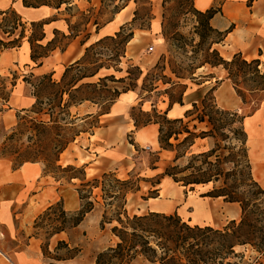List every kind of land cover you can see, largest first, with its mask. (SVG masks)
<instances>
[{"label":"trees","instance_id":"16d2710c","mask_svg":"<svg viewBox=\"0 0 264 264\" xmlns=\"http://www.w3.org/2000/svg\"><path fill=\"white\" fill-rule=\"evenodd\" d=\"M21 1L26 8L46 6L58 13L63 7L62 16L70 15V12L75 8L74 0ZM85 1L89 4L91 0ZM145 1L147 2V0ZM168 1L163 0V3ZM185 1L189 7L183 9V15L194 17L198 23L196 32L199 39L198 46L205 45L207 40L214 37V40L211 39L212 42L207 45L206 53L209 60H206L204 65L211 68L221 67L226 72L227 79L230 80L242 105H247V99L250 98L251 102L258 106L262 94L264 99V70H260L259 60L247 61L240 53L233 55L230 60L223 59L212 47L220 44L225 35L217 32L210 25L213 17L219 12L220 5L217 9L212 7L200 12L194 8V0ZM254 1L256 0H248L249 6ZM100 4L103 6L104 1L100 0ZM126 6H115L111 13L112 17L122 12ZM81 15L85 19L82 30H78L75 26L72 27L67 19H61L65 31L53 29L51 38L47 37L44 27L58 22L60 19L55 17L50 22L29 24L30 35L26 41L30 49L29 59L35 65L34 68L40 67L43 60L48 58L53 51L64 52L73 40L86 31L85 27L90 23L91 17H85L84 13ZM0 17L2 24H6L5 28H7V30L3 29L2 24L0 25L2 35L12 36L17 32V38L11 41L6 42L0 39V52L20 48L25 37V27L21 24L20 18L11 10L0 13ZM93 26L95 34L98 35L102 26L97 18L93 22ZM126 27V25H122L113 35L104 36L87 46L83 56L65 68L59 82L52 79V73L38 77L30 73L28 77L22 78L24 84L33 87L34 91L31 96L34 98V103L29 109L21 110L24 115H20L21 113L16 115L15 127L8 136H4L0 143V159L9 161L13 171L25 164H41L43 174L52 177L55 181L65 183H70L73 180L79 181L76 191L80 207L77 211H65L61 203H56L49 206L34 221L36 225V222L44 214L55 209H58V214L61 217L60 226L51 228L49 237L42 246L43 257L46 258V254H50L47 249L49 239L60 233H70L83 222L86 215L99 205L94 191L101 184L100 198L106 207L111 206L110 201L107 203L108 200L120 202L116 215L109 219L102 215L101 220L102 226L116 224L110 231L117 242L114 246L98 253L93 264H131L138 258L151 264H247L244 255L236 252L237 248L242 247H249L256 255L252 259L254 263H258L260 260L264 262V190L250 176L248 136L244 129V117L237 112L218 108L214 97L211 96L215 88L211 89L201 100V111H198L197 104L193 103L191 108L184 112L183 118H167V112L173 105L183 106L182 96L176 101L168 100L161 122L148 120L142 125H138L133 116L130 115V117L136 130L148 125H156L160 150L171 152L174 155L171 164L164 169L160 178L167 177L174 184L190 189L193 186L211 184L204 197L221 199L223 203L238 205L240 209L238 222L230 221L223 229L216 230L210 226L193 225L190 221L183 220L177 213L148 212L142 215L128 216L124 209L125 198L128 193L138 191L139 180L133 181L129 178L120 181L114 179V182L111 183L115 185V188L120 187L123 190L122 197L118 198L119 192L106 191L107 182H99L98 179L86 181L84 168H79L80 176L71 175L68 178H63L55 175L56 173L65 175L75 172L74 167L62 168L61 165H58L60 154L81 133L76 132L67 138L68 128H71L77 121L87 120V118L81 119L76 113L71 115L70 110L85 102L99 108V104L93 98L84 95L86 90L95 88L97 85L82 83L85 79L93 78L103 67L100 59H94L93 56H102V53L95 54L93 52L97 48H100L101 51L108 50L109 57L114 59L112 61L119 63L125 46L133 38V33ZM164 31L165 25H162V32L164 33ZM178 35V33L172 34L173 37H178ZM89 37L90 35L86 34L81 45H84ZM110 46H115V48H110ZM91 55L93 59L88 65H91L93 70L89 73L85 62ZM171 73L177 79H183L177 72L172 70ZM189 75L192 76L193 73ZM30 79H34L37 85H32ZM15 80L14 77L13 82L9 84L10 88H8L6 80L0 78V107H4V110L0 109V113L9 107L8 102L12 89L15 87ZM105 81L118 82L112 76L98 79L103 88H106ZM128 92L132 91L126 90L117 93L110 105L121 94ZM108 109L102 114L106 113ZM193 110L195 113H192ZM253 110H256L255 107ZM94 119L95 122L90 127V133L97 125L96 118ZM191 121H196L199 124L205 123L207 130L195 134L196 127L189 128ZM23 136H25L26 144L18 145ZM181 136L183 137L180 138ZM217 137L218 140H216ZM41 138H44V143L41 142ZM204 139H214L218 142L205 151L193 153L191 148L195 142ZM220 143H224L223 146H220ZM183 159L186 160L183 166L176 165ZM154 162H157V159ZM229 164L232 165V168L224 169L222 167ZM111 176L115 177V174L104 173L100 179L105 181ZM59 248L69 250L70 244L58 241L54 252Z\"/></svg>","mask_w":264,"mask_h":264},{"label":"rangeland","instance_id":"374dc122","mask_svg":"<svg viewBox=\"0 0 264 264\" xmlns=\"http://www.w3.org/2000/svg\"><path fill=\"white\" fill-rule=\"evenodd\" d=\"M75 1V0H74ZM103 6L100 4V0H91L89 4L85 0L80 3V8L73 9L70 15L66 14L61 19H67L70 25L75 26L78 30H82L85 19L82 17V13L85 17L90 16V23L85 27L86 31L78 37V42H81L86 34L90 35L91 44L97 41V37L102 35L110 36L119 30L122 25H126V29L133 33L132 40L125 46L123 56L119 58V63L114 62L109 57V51L100 48L94 50L93 53H102V56H94V59H100L103 67L98 73L89 79H85L82 83L95 84V88H91L84 92V95L93 98L95 102L99 104V112L106 111L110 105L112 99L115 98L117 93L124 92L126 90L132 91L137 96V103L129 111L130 115L136 120L138 125L150 121L161 122V117L165 109L168 100L176 101L181 96H185V102L190 105L191 101H196L198 111L202 110L201 100L211 89L216 88L222 79H225L226 72L221 68H211L208 65H204L206 60H209L206 53L207 45L214 40V37L207 40V43L203 46H198L199 39L196 35L198 23L194 17L189 15H183V9H187L189 4L185 0H169L167 3H163V0H103ZM136 1V2H135ZM232 6L230 11L231 22L228 30H219L212 21L211 27L217 32L226 36L227 32L234 31L240 34L237 39L229 38L227 41H223L220 44L213 45L212 48L217 50L219 55L225 59L230 60L231 57L237 53L247 60H259L260 70H264V0H256L250 6L248 0H226ZM127 5L124 11L112 17L115 6L122 7ZM220 5V6H219ZM221 1L214 6L216 9L221 7ZM220 9V8H219ZM89 11V12H88ZM102 26L98 35L95 36V27L93 22L95 19ZM21 21V20H20ZM1 17H0V25ZM21 24L25 27L24 41L30 35L29 25ZM6 24H2L4 29ZM162 25H165V31L162 32ZM65 31V26L60 24H50L44 27V31L48 38H51V31L53 29ZM7 30V28H5ZM19 31V29H18ZM178 33V37L172 36V34ZM224 36V37H225ZM215 42V41H214ZM115 46H110L112 48ZM77 48V45H76ZM247 50V52H245ZM92 55L89 56L85 66L89 69V73L93 70L88 63L92 62ZM35 65L33 63L20 64L17 67H11V70L7 69L4 74L0 75V78L6 80L8 88L9 84L13 82L14 77L15 87L12 89L8 106L14 110L15 121L12 126L5 127L0 124V143L3 141L4 136H8L11 130L16 125V115H24L21 110L29 109L31 105H28V97L33 93V87L26 85L22 82V78L28 77L32 73L35 77L43 74L52 73V79L59 82L66 65H64L59 56V50H56L52 58L43 62V69L34 70ZM52 70V72H50ZM175 71L183 79H177L171 71ZM45 71V73H43ZM193 73L192 76L189 74ZM71 76V75H69ZM73 76V75H72ZM106 76H112L115 81H105L106 88L102 87V84L98 82L99 78ZM121 80V81H119ZM32 85H37L34 79H30ZM233 87V86H232ZM186 95H184V94ZM183 94V95H182ZM212 97L215 95L211 93ZM100 96V97H99ZM261 95V101L258 106H255L251 99H247V105L239 104L237 112L240 116L244 117V129L249 138L253 137L259 144L258 152L253 154L259 155L260 160L264 163V99ZM31 102L33 99H30ZM216 103V100H215ZM217 105V104H216ZM255 107V111L253 110ZM191 108V107H190ZM219 108V107H218ZM4 110V107L1 108ZM191 110V109H190ZM252 111H254L252 113ZM71 115H74L76 111L72 108L70 110ZM155 112V113H154ZM195 113V110L192 111ZM81 119L85 117L81 116ZM46 120V118H43ZM95 122V119H87L77 121L71 128H68L66 133L67 138L72 136L76 132H81L85 135H89L90 127ZM191 128V127H189ZM248 130L253 133L249 135ZM80 133V134H81ZM200 133V130L195 131V134ZM251 136V137H250ZM181 136L180 138H182ZM131 136H126V142H133ZM218 140V137L216 138ZM41 142L44 143V138H41ZM214 139H206L203 142L197 143L194 149H191L193 153H197V150L204 147H212L214 145ZM25 142V136L20 138L18 145ZM41 144V143H39ZM224 143H220L223 146ZM248 147V146H247ZM248 148V158L249 157ZM161 153V152H160ZM174 155L171 156L162 154L156 156L151 152L148 147L135 148V154L133 162L136 165V173L131 176L133 181L142 179L147 182H139L138 190L139 194L126 195L125 198V211L128 216L142 215L148 212H159L164 214L177 213L183 220L190 221L193 225L210 226L213 229L221 230L230 221L238 222L240 215L235 219H230V213L227 210L229 205L223 203L221 199L214 200L204 197V194L210 189L211 184L207 186H193L192 189L182 187L178 184H174L169 181H160V175L164 172V169L171 164ZM157 159L159 162V168L162 170L160 175H144L146 170L152 167V163ZM2 160V159H0ZM254 160V159H253ZM186 160H180L176 165L183 166ZM11 165V164H10ZM41 165V164H40ZM60 165V164H58ZM43 167V166H42ZM224 169L232 168V165H223ZM63 168V167H62ZM251 168V167H250ZM80 169L75 168V172L70 174L56 173L57 177L68 178L71 175H79ZM138 174L143 177L138 178ZM263 190L264 186L260 182L255 181ZM245 177V176H244ZM98 178L99 182L106 183V191L119 192L118 198L122 197L123 190L120 187L115 188L114 179L121 180L116 177H109L105 181ZM63 180V179H62ZM128 180V179H125ZM2 180V167H0V182ZM63 182V181H61ZM159 183V184H157ZM157 184V185H156ZM219 183L217 184V186ZM100 187L97 190V198L99 205L96 206V213L100 219V227L102 215L106 218H111L116 215L118 208L120 207L119 201H110L111 206L106 207L100 196ZM1 193V192H0ZM134 193V192H133ZM24 207V202L16 204L15 213H19ZM58 209L53 210L50 213L44 214L41 219L36 222V225L30 224L27 230L22 228L21 232L16 236V240L7 238L0 234V249H5L19 244L22 246L26 243V238L29 235L39 237L45 244L49 237L51 228L60 226L61 217L58 214ZM106 220V219H105ZM17 226V222H15ZM112 226L104 224L102 228L104 232L99 231L94 235H87L84 232L77 239L76 245L65 250L59 248L58 251L50 254H46L44 261L47 264H93L98 253L104 251V244L107 240L116 239L111 235ZM0 233H2V227L0 226ZM106 240V241H105ZM112 243L111 246H114ZM237 253L244 255L245 262L247 264H264L263 260L254 263L252 259L255 258V254L249 249V247H242L236 249ZM131 264H151L141 258L136 259Z\"/></svg>","mask_w":264,"mask_h":264},{"label":"crops","instance_id":"0c3cea01","mask_svg":"<svg viewBox=\"0 0 264 264\" xmlns=\"http://www.w3.org/2000/svg\"><path fill=\"white\" fill-rule=\"evenodd\" d=\"M78 1L82 2V0H75L73 3L76 9L77 7L80 8ZM197 1L194 0V8L200 12L214 7L216 3L221 1L222 5L219 7V12L211 21L219 30H228L231 22L230 11L232 6L230 3L226 0H200L199 4L201 7L198 8ZM8 10L13 11L24 24L29 25L30 23L43 21L50 22L56 17L60 20L51 24L62 23L64 25L61 20L63 7L59 10L60 13H58L56 10L46 6L26 8L23 6L21 0H0V13ZM62 31H64L63 28ZM239 36L240 34L234 31L227 32L224 41L229 40L230 37L237 39ZM14 38H17V32L12 36L2 35L0 32V39L3 41L8 42ZM90 38L84 45H81L77 37L68 45L64 52L59 51L60 59L66 67L83 56L85 48L91 44ZM55 52L56 50L48 58L44 59L43 62L52 58ZM29 55V45L24 40L20 48L0 52V75L4 74V71L7 69L11 70V67L31 63ZM43 62L40 67L34 68L32 71L43 69ZM213 93L216 104L220 109L235 111L241 103L227 77L220 81ZM136 98L137 96L133 92L121 94L110 105L108 111L103 114L99 112V108L96 105L88 102L81 104L77 108H73L79 117L83 116L87 119L96 118L97 125L89 135L81 133L76 137L60 154L58 164L62 167L84 168L86 181L98 179L102 174L109 172L114 173L116 178L125 180L131 178L132 174L136 171V165L133 162L135 148L148 147L156 156L161 155V153L171 156L173 153L161 151L159 148L157 142L158 127L156 125H148L137 130L135 129L129 111L136 105ZM30 99H33V101L31 102ZM28 101V105H31L34 103V98L29 95ZM182 103L183 106L173 105L167 112V118H183L184 112L196 101H191L190 105H188L185 102V96H183ZM14 121V110L11 107L0 113L1 125L9 127L14 124ZM193 126L196 127V131L207 130L205 123L199 124L196 121H191L189 127ZM128 135L131 136L129 139L133 141L131 144L126 142V136ZM204 140H197L191 149H194L197 143ZM205 150L202 147L197 150V153ZM158 165V161L153 162L152 167L148 168L144 175H160L162 170ZM0 167H2V180H4L0 182L1 235L16 240V236L21 232L22 228L27 230V227L33 224L53 204L61 203L63 209L69 212L79 209L80 201L76 191L79 184L78 180H73L70 183L55 181L52 177L43 174V167L40 164H25L18 170L13 171L10 162L2 159L0 160ZM137 176L138 178L143 177L140 174ZM166 180L172 182L167 177L160 178L161 182ZM139 182L147 181L139 178ZM97 190L94 191L96 195L98 193ZM139 193L140 191L138 190L134 193H128L127 196ZM21 202H24V207L19 213H15L14 208L16 204H20ZM224 204L229 205L227 210L231 215V220L240 215L238 205ZM95 213L96 208L86 215L83 222L70 233H60L49 239L47 245L48 251L53 253L58 241L69 243L70 247L71 245L75 246L80 235L84 232L88 236L94 235L98 227L99 231L104 232V229L99 225L101 216L98 217ZM15 222H17V226ZM109 226H112V224ZM26 239V243L22 246L14 244L11 247L0 249V264H47L42 255V246L44 245L42 240L32 235H29ZM113 239L116 238L114 237ZM112 243H115L114 240H107L103 248L112 247Z\"/></svg>","mask_w":264,"mask_h":264},{"label":"bare ground","instance_id":"6f19581e","mask_svg":"<svg viewBox=\"0 0 264 264\" xmlns=\"http://www.w3.org/2000/svg\"><path fill=\"white\" fill-rule=\"evenodd\" d=\"M199 3H200V0L197 1V7L198 8L201 7ZM101 36L102 35L98 36L96 40L100 39ZM245 52H247V50ZM248 133L251 136L253 134L249 130H248ZM255 138H253V137L249 138L248 137V143H247L248 148L250 149L249 157L251 160V174H252V177L255 181L260 182V184L264 186V163H262V161L260 160L259 155H257V156L253 155V154H255V152H258V150H259V144Z\"/></svg>","mask_w":264,"mask_h":264}]
</instances>
